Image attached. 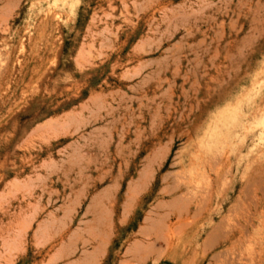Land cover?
Listing matches in <instances>:
<instances>
[{
    "label": "rangeland",
    "instance_id": "rangeland-1",
    "mask_svg": "<svg viewBox=\"0 0 264 264\" xmlns=\"http://www.w3.org/2000/svg\"><path fill=\"white\" fill-rule=\"evenodd\" d=\"M263 118L264 0H0V264H264Z\"/></svg>",
    "mask_w": 264,
    "mask_h": 264
},
{
    "label": "bare ground",
    "instance_id": "bare-ground-1",
    "mask_svg": "<svg viewBox=\"0 0 264 264\" xmlns=\"http://www.w3.org/2000/svg\"><path fill=\"white\" fill-rule=\"evenodd\" d=\"M262 121H264V118H263V120ZM263 124H264V122H263ZM217 157V156H216ZM219 158H220V156H219ZM218 158V159H219ZM211 160H214V159H211ZM210 162H212V161H210ZM216 162V159L214 160V165H216L217 163H215ZM219 162V161H218ZM218 165V164H217ZM232 166V165H231ZM258 172V171H257ZM228 173V172H227ZM225 179V176H224V178H223V180ZM226 180V179H225ZM236 183H237V180H236ZM224 184V183H223ZM250 184V181H246V182H241L240 183V194H243L245 191H246V189H247V187H248V185ZM235 183L233 184V187H234V189H237L238 188V186H239V183L238 184H236L235 186ZM185 186V185H184ZM223 186V185H222ZM225 186H226V184H225ZM225 186H224V188H225ZM210 183H209V185H208V187H206L207 188V190H205L206 188H203V190H201V191H206V192H208V190H209V192H210ZM209 188V189H208ZM172 190V189H171ZM185 188L184 187H182V186H180L179 185V187L178 188H173V190L171 191V192H169V195L170 196H178V195H180L181 197L180 198H182V197H184V195L186 194L185 193ZM262 190V189H261ZM204 191V192H205ZM168 192V191H167ZM248 192V191H247ZM263 193H264V189H263V191H262ZM253 193V191L251 192V193H248V194H252ZM208 194H209V196H210V198H209V200L206 202V200L207 199H205V197L207 198L208 197ZM247 194V197H246V199H245V201H247V199H248V197H249V199H248V201L249 200H253L254 201V205L255 206H257V204H255V201L257 200V198H256V200L255 199H250V196ZM204 195V194H203ZM202 195V196H203ZM228 195H229V192H225V194H224V196L221 198V193H219L218 191H214V192H212V194L210 195V193H206V196L204 195V199H203V203L205 202V204H202V202H198V203H196V209H195V212L193 211V209L191 208V207H186V209H185V215L187 214L188 215V217H191V215L193 214V212H194V214H195V217H196V219L197 220H194L195 222H197L198 220H200V218L202 217V216H204L205 214H207V211L208 210H210L211 209V207L213 206V204L214 203H216V204H218L219 202H220V200L221 199H223L224 197H225V199L224 200H222L223 202H227V200L229 199L228 198ZM195 196H197L196 194H195ZM257 197V196H256ZM202 198V197H201ZM176 199V198H175ZM201 200V199H200ZM248 201L246 202L247 203V205L249 206V203H248ZM253 203V202H252ZM239 207H241V206H243L242 205V203L240 202L239 203V205H238ZM259 207H264V200H261L260 202H259V205H258ZM244 207V206H243ZM243 207H241V209L243 210ZM246 208H244V210H245ZM248 209L250 210V207H248ZM234 210V209H233ZM251 212V211H250ZM252 213V212H251ZM250 213V214H251ZM183 214V213H182ZM178 215V214H172V215H169V217H168V220H167V226H168V228H173V227H175V225L177 224V225H179V224H182L183 226H184V228H188V226L186 225V224H184L183 223V220L185 219H183V217H184V214L183 215ZM193 214V215H194ZM246 214V213H245ZM249 214V215H250ZM193 215H192V217H193ZM192 217H191V219H192ZM238 216H236V218H235V220L237 219L238 220V218H237ZM242 217V216H241ZM174 218H176L177 219V222H176V224H174L173 223V219ZM189 219V218H188ZM190 219V220H191ZM245 219V218H244ZM250 220H251V218H250ZM246 221V220H245ZM238 222L239 221H237V222H235V223H237L238 224ZM247 222V221H246ZM234 223V222H233ZM193 224V223H192ZM232 224V223H231ZM231 224H229L230 226H231ZM251 224V223H250ZM240 225V224H239ZM182 226V227H183ZM230 226H229V230L228 231H230ZM235 227L234 228H236V225H234ZM240 226H242V225H240ZM254 226V225H253ZM190 227V226H189ZM243 227V226H242ZM221 228V227H220ZM170 230V229H169ZM231 230H232V227H231ZM227 231V232H228ZM232 232V231H231ZM247 233H249V232H247ZM171 234V233H170ZM219 227L217 226V229H215L213 232H211V233H209V236L207 237V240L206 241H208L207 243H209V244H211V243H213V242H216L217 243V239H218V236H219ZM228 234H230V232H228ZM228 234H224V235H228ZM158 237V236H157ZM221 237V239L223 238V236H220ZM247 237V239H248V237L249 236H246ZM159 238V237H158ZM226 238V237H225ZM165 240V239H164ZM229 240H231V238H228L226 241H229ZM247 241V240H246ZM168 242V241H167ZM240 243H241V245H243L242 244V241H240ZM247 243V242H246ZM249 243H247V245H248ZM214 245H215V243H214ZM244 247V246H243ZM243 247L241 246V248L243 249ZM237 249V248H236ZM245 249V248H244ZM254 250V249H253ZM237 252V251H236ZM257 255H258V252H257ZM216 258V257H215ZM252 262V261H251Z\"/></svg>",
    "mask_w": 264,
    "mask_h": 264
}]
</instances>
